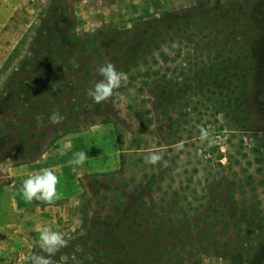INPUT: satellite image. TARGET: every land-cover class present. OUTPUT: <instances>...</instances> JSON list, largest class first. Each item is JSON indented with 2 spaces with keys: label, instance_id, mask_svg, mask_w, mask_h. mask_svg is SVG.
I'll list each match as a JSON object with an SVG mask.
<instances>
[{
  "label": "rangeland",
  "instance_id": "1",
  "mask_svg": "<svg viewBox=\"0 0 264 264\" xmlns=\"http://www.w3.org/2000/svg\"><path fill=\"white\" fill-rule=\"evenodd\" d=\"M55 4L54 19L40 20L0 72V226L21 225L18 264L46 255L45 227L69 241L55 264H259L264 0ZM157 20L133 61L118 56L120 41L95 38ZM59 44L64 54L37 62L34 49ZM109 62L128 75L124 98L95 104L87 93ZM55 112L61 125L49 122ZM79 151L88 160L69 166ZM151 152L169 166L145 163ZM46 167L61 199L26 202L23 181Z\"/></svg>",
  "mask_w": 264,
  "mask_h": 264
},
{
  "label": "clouds",
  "instance_id": "2",
  "mask_svg": "<svg viewBox=\"0 0 264 264\" xmlns=\"http://www.w3.org/2000/svg\"><path fill=\"white\" fill-rule=\"evenodd\" d=\"M99 75L102 77L97 81L92 88L88 90L87 95L95 104H101L109 100L123 99L120 89L126 88L128 85V75L123 71H118L111 62L98 69ZM129 91H132L129 89ZM66 119L59 112L51 115L49 122L53 125H61ZM201 139H207L208 132L201 128ZM65 153L61 151V155ZM88 155L84 151H79L73 154L68 160L69 166H82L87 160ZM163 163L164 167H168V161L163 160V157L155 152L145 156V163L156 165ZM60 178L55 170L51 167L42 168L39 171L31 174L23 181L21 193L24 200L28 203L39 201L47 205H53L61 199V193L58 189ZM40 248L46 255H33L32 264H55L52 259L62 248L69 246V241L66 240L60 232L53 231L49 227H45L39 234Z\"/></svg>",
  "mask_w": 264,
  "mask_h": 264
},
{
  "label": "crops",
  "instance_id": "3",
  "mask_svg": "<svg viewBox=\"0 0 264 264\" xmlns=\"http://www.w3.org/2000/svg\"><path fill=\"white\" fill-rule=\"evenodd\" d=\"M54 4L55 0H0V72L29 31L48 15ZM12 208L20 210L14 203ZM18 228L21 225L16 221L0 226V264L19 263L15 248Z\"/></svg>",
  "mask_w": 264,
  "mask_h": 264
},
{
  "label": "trees",
  "instance_id": "4",
  "mask_svg": "<svg viewBox=\"0 0 264 264\" xmlns=\"http://www.w3.org/2000/svg\"><path fill=\"white\" fill-rule=\"evenodd\" d=\"M59 10L60 9H58V6L56 4H54L53 7L51 8L50 12L48 13V15L44 18L45 19L44 21H50L51 18L54 19V16L59 12ZM161 23H163L161 20H157L152 25L151 24L148 25L146 23L145 26H143V27H140V28L137 27V28H133L131 30H125L123 32H119L120 34H118V33L117 34H112V33H109V32L106 34V32L103 31V32L97 34L95 36V38H96V41H99L100 39H102V37H106V35H107V36L113 38L116 42L120 41V43H123L122 46H127V47H126V49L123 50V52H121V54L119 53L118 56L121 59L127 60L128 58H130L133 61L132 55H134L136 53H139L140 50H141L142 45L145 43V32H146V30L147 29L148 30L149 29H154V30H156V33H157L158 30H159L158 28H160ZM34 27L35 26H33V28ZM32 29L29 31V33L32 31ZM39 38L40 39L42 38V40L45 39L44 32L42 33V35L39 36ZM96 41H94L92 43V46L97 47V42ZM53 47L54 46H51L50 48L46 49L45 51L44 50L43 51H38V49H34V50H36L35 51L36 52V55L39 57V59L37 60V62H40V58H45L46 57V58H49V59H53V58H58L57 57L58 54H64L65 53V50H63V48L60 46V44L54 50H52ZM119 52H120V50H119ZM108 54H110V53H108ZM29 65H31V64L30 63L25 64L26 70L28 71V73H32L33 75L35 74V76H36L37 75V72H35V71L32 72L30 70ZM39 65H41V63ZM131 65L134 66V62ZM34 66L35 65L32 64V67H34ZM39 69H40V67H37V70H39ZM29 70L31 72H29ZM37 78L38 79H41V77L39 76V74H38ZM25 87L26 88L30 87V90H34V89L37 88L36 85L33 82L32 83H29V84L26 83ZM28 94L29 93L27 91L26 95H28ZM11 95H12V98H10L9 106L12 104V102L14 103V95L13 94H11ZM263 262H264V258H262L260 260V263L259 264H263Z\"/></svg>",
  "mask_w": 264,
  "mask_h": 264
}]
</instances>
